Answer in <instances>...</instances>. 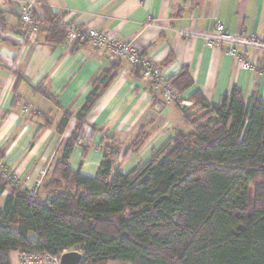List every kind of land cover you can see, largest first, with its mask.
<instances>
[{
    "label": "trees",
    "instance_id": "obj_1",
    "mask_svg": "<svg viewBox=\"0 0 264 264\" xmlns=\"http://www.w3.org/2000/svg\"><path fill=\"white\" fill-rule=\"evenodd\" d=\"M5 17L0 6L2 30ZM53 18H47L49 26L39 36L64 43L66 30ZM27 29L15 32L29 40ZM80 43L86 42L71 44ZM114 76L110 70L99 75L75 113L74 130L41 187L53 194L51 199L30 197L0 170V192L9 189L0 210V264H13L11 254L19 248L51 253L76 248L83 255L80 264H264V99L246 101L234 87L216 106L201 90L190 96L192 104H184L180 97L194 79L183 66L166 82L191 130H175L148 161L129 172L118 161L139 151L149 132L140 130L126 148L105 134L98 171L85 175L72 169L69 157L84 140L87 116ZM40 92L59 105L50 91ZM154 101L165 105L155 96ZM71 115L64 114L58 133ZM37 116L45 119V127L52 125L47 114ZM91 127L88 142L97 131Z\"/></svg>",
    "mask_w": 264,
    "mask_h": 264
},
{
    "label": "crops",
    "instance_id": "obj_2",
    "mask_svg": "<svg viewBox=\"0 0 264 264\" xmlns=\"http://www.w3.org/2000/svg\"><path fill=\"white\" fill-rule=\"evenodd\" d=\"M27 1L0 0L6 14L5 29L0 28V154L19 186L28 189L42 180V187L50 178L62 144L74 130L75 113L84 105L93 81L105 70L115 76L87 116L85 138L90 136L91 125L97 131L89 142L84 141L88 144L84 158L85 146H74L69 157L73 170L80 168L89 176L97 173L105 134L126 148L140 130L149 132L139 151L119 159L120 169L129 172L148 161L175 130H191L184 128L177 105L154 101V96L162 100L161 85L154 86L127 60L89 42L76 46L66 41L48 43L43 34L38 41L24 40L15 31L24 26L20 16ZM40 1L36 14L45 22L44 27L49 26L48 17H64L86 30L115 35L141 48L161 68L164 81L188 66L194 84L180 97L188 105L192 104L190 96L201 90L216 106L234 87L242 91L246 101L264 99V50L240 48L256 65V70H244L226 53V45L209 47L199 34L213 31L217 22L233 33L264 32V0ZM41 89L55 95L59 105ZM37 112L47 114L52 125L45 127V119ZM65 113L73 115L60 134L57 127ZM8 194L7 188L0 192V210ZM39 196L45 199L48 194L40 188ZM12 228L17 230L16 225ZM15 253L11 254L12 263L18 264Z\"/></svg>",
    "mask_w": 264,
    "mask_h": 264
},
{
    "label": "built area",
    "instance_id": "obj_3",
    "mask_svg": "<svg viewBox=\"0 0 264 264\" xmlns=\"http://www.w3.org/2000/svg\"><path fill=\"white\" fill-rule=\"evenodd\" d=\"M39 3V0H28L21 12L22 22L28 28L27 39L32 41L38 38L40 30L45 26V22L36 16V9ZM56 24L66 30V42L74 43L76 41H82L92 43L112 56L123 58L131 65L139 67L140 73L144 78L155 83L154 86L158 87V85H161L160 93L165 105L173 104L179 99L170 84L163 80L161 68L148 56H145L141 48L118 39L115 35L103 34L95 29L86 30L77 23H70L64 17L56 21ZM199 34L205 38L206 45L209 47L226 45V53L234 56L239 61L242 69L256 70V65L246 59L244 51L240 48L264 50V32L233 33L225 28L222 22H217L213 31L200 32ZM183 103L187 104L184 101ZM85 139L80 143L83 146L85 145ZM0 170L7 179H13L15 185L19 186L16 176L10 172L3 161H0ZM41 183L42 180H39L31 188L26 189L30 197L39 195ZM22 189L25 190V188ZM52 196L53 194H49L48 199H51ZM73 250L80 251L72 248L64 249L60 253H51L43 250H25L19 248L16 250V255L18 264H62V255Z\"/></svg>",
    "mask_w": 264,
    "mask_h": 264
},
{
    "label": "water",
    "instance_id": "obj_4",
    "mask_svg": "<svg viewBox=\"0 0 264 264\" xmlns=\"http://www.w3.org/2000/svg\"><path fill=\"white\" fill-rule=\"evenodd\" d=\"M82 252L81 251H69L62 255L61 263L62 264H80L82 259Z\"/></svg>",
    "mask_w": 264,
    "mask_h": 264
},
{
    "label": "rangeland",
    "instance_id": "obj_5",
    "mask_svg": "<svg viewBox=\"0 0 264 264\" xmlns=\"http://www.w3.org/2000/svg\"><path fill=\"white\" fill-rule=\"evenodd\" d=\"M182 122H183V121H182ZM183 124H184V123H183ZM184 125H185V124H184ZM184 128H185V129H186V128H190V126H186V125H185ZM191 128H192V127H191ZM138 165H139V164H138ZM138 165H137V166H138ZM140 165H141V164H140ZM137 166H136V167H137ZM134 168H135V167H134ZM0 204H1V201H0ZM15 257H16V259H17V255H16V253H15ZM15 257L13 258L14 261H15ZM15 262H16V261H15ZM109 264H123V263H120V262H110Z\"/></svg>",
    "mask_w": 264,
    "mask_h": 264
}]
</instances>
